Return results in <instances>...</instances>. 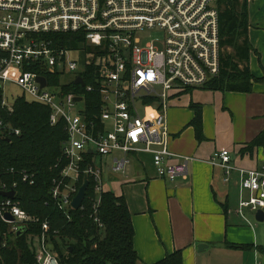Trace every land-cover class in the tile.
<instances>
[{"label":"built area","instance_id":"1","mask_svg":"<svg viewBox=\"0 0 264 264\" xmlns=\"http://www.w3.org/2000/svg\"><path fill=\"white\" fill-rule=\"evenodd\" d=\"M216 2L0 0V106L12 112L4 90L6 84L16 85L25 101L48 108L51 127L64 125L66 139L53 167L57 174L49 196L68 220L86 178L79 209L89 202L90 215L100 226L97 210L106 192L103 158L110 161L113 173H119L133 155L147 153L159 178L174 182L187 177L192 158L168 149L167 101L172 93L201 87L219 73ZM146 33L162 37L144 41L140 35ZM47 34H73L82 44L68 49ZM38 77L45 79V86ZM79 78L82 84L76 83ZM68 87L76 90L66 91ZM11 97L19 99L12 93ZM137 98L147 107L155 106V112L142 117ZM4 135L18 136L19 131L0 118V137ZM209 163L222 171L225 185L236 175L238 215L244 218L246 210L264 209V162L256 169L238 167L231 152L221 150ZM19 176L22 183L34 185L33 174L22 171ZM16 188L17 181L6 183L0 177V192L14 191L12 198L0 195V220L8 225L7 234L38 226L35 264H60L51 249L49 224L21 209ZM5 214L13 220H6ZM5 237L0 235V247L6 245Z\"/></svg>","mask_w":264,"mask_h":264},{"label":"crops","instance_id":"2","mask_svg":"<svg viewBox=\"0 0 264 264\" xmlns=\"http://www.w3.org/2000/svg\"><path fill=\"white\" fill-rule=\"evenodd\" d=\"M192 104L201 108L200 142L190 126ZM166 121L170 152L192 158L185 179L159 178L147 153L133 155L119 173L107 159L103 166L105 191L123 197L131 216L136 264H154L175 251H181L183 264H264V219L256 221L257 212L247 210L244 218L238 215L236 175L225 185L222 171L209 163L215 152L228 150L238 167L262 165L263 148L252 155L240 150L264 131V82L251 93L200 87L172 93Z\"/></svg>","mask_w":264,"mask_h":264},{"label":"trees","instance_id":"3","mask_svg":"<svg viewBox=\"0 0 264 264\" xmlns=\"http://www.w3.org/2000/svg\"><path fill=\"white\" fill-rule=\"evenodd\" d=\"M216 8L220 69L216 77L200 88L251 93L255 83L264 82V76L256 78L249 68V55L255 50L248 35L247 0H217ZM46 36L55 37L58 45L68 49L82 44V40L73 34ZM84 80L86 84L90 82L86 78ZM74 89L68 87L65 90ZM91 97L88 95L87 99ZM190 107L194 111L190 126L200 142L203 140L201 108L193 104ZM12 108V112L8 113L0 106V118L4 125L19 131L18 136L0 137V177L6 183L17 181L16 200L21 209L32 218L49 224L51 249L60 264H136L138 256L133 246L134 231L123 197H117L110 191L101 195L97 210L100 226L91 217L92 210L87 201H84L83 209H70L68 220L49 196L51 181L57 174L53 167L60 157L61 144L66 139L64 125L51 127L48 108L29 103L23 98H19ZM258 148L264 149V131L241 149L240 154L252 155ZM22 171L34 175V185L21 182L19 174ZM89 194L88 190L87 196ZM7 230L8 225L0 220V235L6 234V245L0 247V264H35L34 240L38 226L30 225L28 231L20 236L8 235ZM260 250L264 253V249ZM154 264H183L182 253L175 251Z\"/></svg>","mask_w":264,"mask_h":264},{"label":"rangeland","instance_id":"4","mask_svg":"<svg viewBox=\"0 0 264 264\" xmlns=\"http://www.w3.org/2000/svg\"><path fill=\"white\" fill-rule=\"evenodd\" d=\"M247 6L249 24H251L249 41L255 50L249 55V68L252 74L261 77L262 74L264 76V0H247ZM140 37H143L144 41H150L155 38H161L162 36L157 33H146L145 35H140ZM4 91L6 93H12L15 97L23 98L22 89L16 85L6 84ZM24 97L29 99L27 96ZM136 107L140 115L144 118L149 116V110H151V113L155 112V106L147 107L143 105L140 98H137ZM11 109L13 110V108ZM105 160V158L102 159L103 166ZM231 197L234 198V194H232Z\"/></svg>","mask_w":264,"mask_h":264},{"label":"water","instance_id":"5","mask_svg":"<svg viewBox=\"0 0 264 264\" xmlns=\"http://www.w3.org/2000/svg\"><path fill=\"white\" fill-rule=\"evenodd\" d=\"M37 80L40 82L41 86H45V79L42 78V77H38ZM76 83H80L82 84V81L81 79L79 78ZM7 100L9 102V104H15V98L11 97V93L8 92L7 94ZM76 101H79V98L76 99ZM87 184H88V181L87 179L85 178L84 179V182L82 184V186L80 187L77 195L74 197L72 203H71V206L74 210H78L81 206V203L84 199V196H85V192H86V188H87ZM13 194H14V191H9V192H0V195L3 196V197H9V198H12L13 197ZM4 218L6 220H9V221H12L13 218L11 217L10 214H5L4 215ZM255 219L256 221H259V222H262L263 219H264V212L263 210H259L257 211L256 215H255ZM23 233V229H20L17 233H16V236H20L22 235ZM71 250V249H69Z\"/></svg>","mask_w":264,"mask_h":264},{"label":"clouds","instance_id":"6","mask_svg":"<svg viewBox=\"0 0 264 264\" xmlns=\"http://www.w3.org/2000/svg\"><path fill=\"white\" fill-rule=\"evenodd\" d=\"M151 115H152L151 110H149V116H151Z\"/></svg>","mask_w":264,"mask_h":264},{"label":"snow or ice","instance_id":"7","mask_svg":"<svg viewBox=\"0 0 264 264\" xmlns=\"http://www.w3.org/2000/svg\"><path fill=\"white\" fill-rule=\"evenodd\" d=\"M135 135V134H134Z\"/></svg>","mask_w":264,"mask_h":264}]
</instances>
